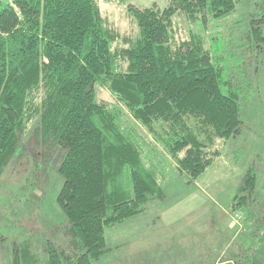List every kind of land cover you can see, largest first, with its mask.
<instances>
[{
	"label": "trees",
	"instance_id": "trees-1",
	"mask_svg": "<svg viewBox=\"0 0 264 264\" xmlns=\"http://www.w3.org/2000/svg\"><path fill=\"white\" fill-rule=\"evenodd\" d=\"M12 1L0 0V171L37 119L36 136L63 152L57 200L70 237L64 245L48 243L45 264H94L108 249V227L166 195L140 138L99 98L97 85L164 144L182 173L197 178L220 155L217 139L237 136L242 126V75L224 77L226 57L203 33L241 0L130 4L136 27L118 46L120 34L98 0ZM179 16L200 30L184 36ZM258 26L251 28L256 40ZM256 179L251 166L240 186L242 203ZM27 244L10 264H38Z\"/></svg>",
	"mask_w": 264,
	"mask_h": 264
},
{
	"label": "rangeland",
	"instance_id": "rangeland-1",
	"mask_svg": "<svg viewBox=\"0 0 264 264\" xmlns=\"http://www.w3.org/2000/svg\"><path fill=\"white\" fill-rule=\"evenodd\" d=\"M258 1L241 0L231 15L209 22L203 31L208 44V36L214 37L211 49L226 57L224 77L233 71L242 75V126L237 136L217 139L220 155L197 178L182 173L164 144L107 87L97 85L99 98L108 101L123 127L140 138L135 137L143 143L146 163L166 191L163 198L149 200L138 215L107 228V235L125 234L124 241H129L119 252L116 261H123L119 264L128 258L133 260L129 264H264V7ZM98 2L107 24L120 34L114 42L118 46L136 27L128 12L130 4L156 2L162 7L169 0ZM258 25L262 36L256 40L251 28ZM178 29L189 36L200 26L179 16ZM36 126L37 119L28 124L16 155L0 171V264L12 263L15 251L26 243L38 264H45L48 243L60 246L70 238L67 217L57 200L64 183L59 170L63 152L59 146L48 149L36 136ZM251 166L256 167L257 181L242 203L240 186ZM140 232H169L173 237L152 243L129 237ZM106 251L94 264L101 258L112 261Z\"/></svg>",
	"mask_w": 264,
	"mask_h": 264
},
{
	"label": "crops",
	"instance_id": "crops-1",
	"mask_svg": "<svg viewBox=\"0 0 264 264\" xmlns=\"http://www.w3.org/2000/svg\"><path fill=\"white\" fill-rule=\"evenodd\" d=\"M139 213H141V212H139ZM139 213H137V214H135V215H138ZM134 216V215H133ZM132 217V216H131ZM120 223V222H119ZM151 233H154V232H140L139 234H134V233H132V234H130V236L129 237H132V236H135L134 237V239H139V240H143V239H145V240H150L151 241V243H152V241H158V240H160V241H163V240H165V239H170V238H172L173 236H171L172 234H169V232H160L161 234H158V233H156V234H151ZM106 235H107V232H106ZM124 235L125 234H123V235H121V234H110V235H107L106 236V244H107V246H108V250L106 251L107 253H108V251H109V255H110V257H111V259H112V261H110V262H105V260H104V258L102 259V261H101V259L99 260V262H96V264H119L118 263V261L119 262H123L122 260H120V259H118L117 261H116V259L118 258V256H119V252L126 246V245H128L129 244V241H124L125 240V238H124ZM129 235V234H128ZM110 239H112L111 241H109ZM159 242V241H158ZM157 242V243H158ZM111 247V248H110ZM125 254H128V252L127 253H125ZM128 256V255H127ZM108 258V257H107ZM127 260H129V261H127ZM100 261H101V263H100ZM124 261H127V262H124L125 264H129V263H131V262H133V260L132 259H130V258H128V259H126V260H124ZM174 264V263H173Z\"/></svg>",
	"mask_w": 264,
	"mask_h": 264
},
{
	"label": "built area",
	"instance_id": "built-area-1",
	"mask_svg": "<svg viewBox=\"0 0 264 264\" xmlns=\"http://www.w3.org/2000/svg\"><path fill=\"white\" fill-rule=\"evenodd\" d=\"M9 1H11V2L13 3V1H12V0H9Z\"/></svg>",
	"mask_w": 264,
	"mask_h": 264
}]
</instances>
